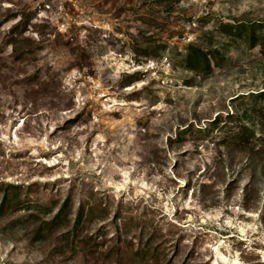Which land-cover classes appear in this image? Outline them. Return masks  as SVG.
Masks as SVG:
<instances>
[{
    "label": "rangeland",
    "instance_id": "obj_1",
    "mask_svg": "<svg viewBox=\"0 0 264 264\" xmlns=\"http://www.w3.org/2000/svg\"><path fill=\"white\" fill-rule=\"evenodd\" d=\"M253 21L264 0H0V264H264V115L232 100L264 87V40L226 32ZM188 45L220 59L188 71Z\"/></svg>",
    "mask_w": 264,
    "mask_h": 264
},
{
    "label": "trees",
    "instance_id": "obj_2",
    "mask_svg": "<svg viewBox=\"0 0 264 264\" xmlns=\"http://www.w3.org/2000/svg\"><path fill=\"white\" fill-rule=\"evenodd\" d=\"M235 26H231L229 23L226 25L228 26L227 31L229 34H233L237 38H242L248 45L253 46L256 44L258 40L261 42L264 40V21L263 22H238V23H233ZM19 26H21V21L15 24V29H17ZM220 59V55L216 49L214 50H207L205 48H202L200 46H195V45H188L186 47L185 54L182 59V64L185 69L188 71L195 72L197 74H205L208 73L211 70V63L213 60ZM244 98H249L250 104L246 103L247 106L249 105V108L251 110L256 111L261 113V115H264V87L259 88V89H254L246 93H241L233 96L232 100L234 99H239L241 102H243ZM245 109H247L245 107ZM252 112V113H253ZM238 118V115H233L231 118L236 117ZM236 119V118H235ZM213 125H218L219 122H221L220 119L214 118ZM225 125V122L223 121V124L221 126ZM201 128L198 127V131ZM249 133L253 134L254 130L250 127L244 126L243 125V130L236 131L234 135L236 134H245L249 135ZM69 196L66 195L65 198L63 199L62 203L58 207L57 211L55 214L52 215L51 218L48 220H43L42 222L44 223V227L42 225L38 226L37 232L42 233L44 229H51L54 228L55 226H59L64 222H69L70 217L68 215V201H69ZM17 207L21 205V202L16 201ZM13 201L8 197L7 193L3 196V199L1 201L0 205V210L4 207H13ZM96 206L95 205H90L88 203H83V202H78L76 210H75V215L74 219L72 221V224L69 229L63 231L62 237L64 240L68 243L69 241H73L76 239L81 230H82V221H90L94 217V212L96 211ZM98 210V209H97ZM118 210L116 209V212ZM47 213L50 212V209L46 211ZM103 212H105L103 210ZM66 224V223H65ZM139 228L137 229L136 233V238L138 239L139 243L137 247L134 249V255L136 257L138 256L140 261H145L150 258H159L158 256L159 251L157 250L158 247H161L159 242H156L154 246L152 243L153 239H148L150 235L147 236L145 240H143V234L141 233V230L143 229V226H138ZM96 236L101 237L98 233H96ZM88 239H92V235H88ZM152 243V244H151ZM158 251V252H157ZM156 254V255H155ZM148 255L152 256L149 257ZM156 259V261H157ZM168 260H165L164 263L162 264H168L166 263Z\"/></svg>",
    "mask_w": 264,
    "mask_h": 264
}]
</instances>
